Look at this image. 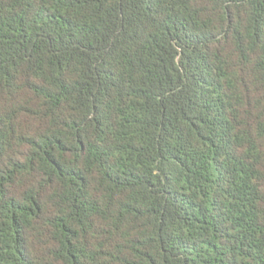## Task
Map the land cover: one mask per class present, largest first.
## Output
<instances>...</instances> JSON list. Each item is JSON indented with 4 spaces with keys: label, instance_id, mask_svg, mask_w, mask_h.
<instances>
[{
    "label": "trees",
    "instance_id": "obj_1",
    "mask_svg": "<svg viewBox=\"0 0 264 264\" xmlns=\"http://www.w3.org/2000/svg\"><path fill=\"white\" fill-rule=\"evenodd\" d=\"M0 264H264V0H0Z\"/></svg>",
    "mask_w": 264,
    "mask_h": 264
}]
</instances>
